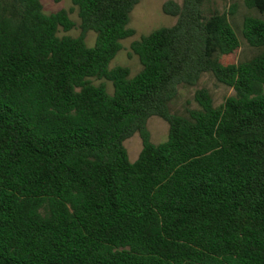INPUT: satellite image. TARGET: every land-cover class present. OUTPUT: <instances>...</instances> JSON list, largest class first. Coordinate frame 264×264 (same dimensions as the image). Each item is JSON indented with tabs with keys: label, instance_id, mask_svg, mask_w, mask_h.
<instances>
[{
	"label": "trees",
	"instance_id": "trees-1",
	"mask_svg": "<svg viewBox=\"0 0 264 264\" xmlns=\"http://www.w3.org/2000/svg\"><path fill=\"white\" fill-rule=\"evenodd\" d=\"M140 1L47 15L40 0H0V264H264V0H244L258 52L238 63L222 60L241 46L235 4L205 15L213 0L165 1L177 21L132 42L131 76L109 64ZM74 9L79 35H59ZM207 72L234 94L216 106L200 88L198 108L172 113L179 86ZM152 116L168 123L163 143Z\"/></svg>",
	"mask_w": 264,
	"mask_h": 264
},
{
	"label": "rangeland",
	"instance_id": "rangeland-1",
	"mask_svg": "<svg viewBox=\"0 0 264 264\" xmlns=\"http://www.w3.org/2000/svg\"><path fill=\"white\" fill-rule=\"evenodd\" d=\"M44 6L43 12L45 14H51L62 9L70 10L73 8L72 0H60L58 2L54 0H40ZM167 0H141L130 14V20L128 27L135 31V34L121 41L122 48L118 51L116 56L109 64V68L112 69L116 66H122L129 68L131 76L137 74L142 66L138 57L133 53L131 44L133 41L140 40L143 36L148 35L152 31L161 28L172 26L176 23L177 17L168 15L163 12L162 6ZM179 5L183 0H173ZM236 5V12L230 15V21L233 24L238 37L241 41V46L238 51L228 57H223L222 60L226 63H238L248 60L258 50L249 46L242 36L243 32V20L245 16H258L256 9H249L245 6L244 0H213L204 5L205 15H210L213 12H225L230 9V6ZM70 18L76 23V27L69 32H63L61 29L59 35H71L78 36L79 18L77 16V9H74L70 13ZM96 40V33L89 31L86 35V44L88 47H94ZM95 84L104 83L109 93L113 91V85L111 81L104 79H92ZM200 88H206L212 95L214 104L216 106L222 104L225 98L234 94V89L228 87L216 80L212 73H204L197 84L180 85L177 96L170 103V111L179 115H187L188 109L198 108L199 105L195 101V92ZM147 128L151 135V141L154 144H160L168 138V123L158 116H152L147 122ZM124 145L127 149L129 160L134 162L142 149V141L138 133H135L128 138Z\"/></svg>",
	"mask_w": 264,
	"mask_h": 264
}]
</instances>
